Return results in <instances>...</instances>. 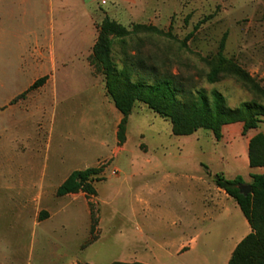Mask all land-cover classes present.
Returning a JSON list of instances; mask_svg holds the SVG:
<instances>
[{
  "label": "rangeland",
  "instance_id": "1",
  "mask_svg": "<svg viewBox=\"0 0 264 264\" xmlns=\"http://www.w3.org/2000/svg\"><path fill=\"white\" fill-rule=\"evenodd\" d=\"M119 1L104 6L111 19L129 30L140 23L167 33L140 30L124 42L114 41L112 59L118 68H133L132 81L153 83L170 76L181 96L185 91L209 95L217 90L235 108L256 95L230 74H220L213 83L206 80L208 60L223 42L222 54L264 88V0ZM46 2L0 0V264H68L74 257L77 264H218L223 250L219 236L208 250L202 238L195 246L177 245L175 254L173 241L181 228L163 216L170 207L197 203L207 185L215 186L216 173L241 175L248 183V140L264 133V117L245 134L242 123L224 125L217 140L203 128L174 135L169 119L135 102L127 123V154L115 162V157L103 159L115 137L111 107L118 112L105 93L102 73L91 66L94 78L82 84L87 86L84 92L80 85H69L66 91V85L50 82L26 91L34 72L29 49L34 32L44 34L51 23ZM21 134L26 145L36 136L34 157L21 155L34 150L21 142ZM92 166L102 167L93 181L95 195L56 197L47 180L40 196L36 189L21 195V173L38 181L40 174ZM205 176L209 184L201 186L198 179ZM35 199L43 207L32 206ZM43 211L47 214L37 223ZM211 253L213 257L203 259Z\"/></svg>",
  "mask_w": 264,
  "mask_h": 264
},
{
  "label": "trees",
  "instance_id": "2",
  "mask_svg": "<svg viewBox=\"0 0 264 264\" xmlns=\"http://www.w3.org/2000/svg\"><path fill=\"white\" fill-rule=\"evenodd\" d=\"M97 28L98 34L89 63L96 71L103 74L105 93L122 114L116 132L118 144L125 141L128 117L135 102H142L154 113L169 119L174 135H189L203 128L211 131L218 140L224 125L242 123V133L245 134L248 130L255 129L261 117H264V88L248 71L222 54L223 42L218 53L208 60L210 68L206 80L213 83L218 80L220 74H230L256 95L255 99L243 101L235 108L227 106L224 96L217 90H212L209 95L203 90L185 91L181 96L170 76L156 79L153 83H147L142 79L132 81L131 66L126 64L121 68L116 66L111 55L114 41L124 42L128 35L140 30L166 36L167 33L162 29L154 25L135 23L129 30L108 16L103 17ZM46 79V76L38 78L26 91L41 86ZM24 92L19 96L24 95ZM247 158L250 168L264 167L263 132H256L249 138ZM101 171V166L73 170L58 186L56 195L63 196L78 192L85 193L87 197L95 195L93 181ZM249 176L248 183H245L241 175L226 178L222 173H216L212 179L217 187L232 197L251 228V232L236 245L227 264H264V172H250ZM244 184H249L251 187L248 194H243L239 190ZM46 214L45 211L40 213L39 219ZM92 219L91 211V221ZM93 228L91 224V232ZM110 264L144 263L113 261Z\"/></svg>",
  "mask_w": 264,
  "mask_h": 264
},
{
  "label": "crops",
  "instance_id": "3",
  "mask_svg": "<svg viewBox=\"0 0 264 264\" xmlns=\"http://www.w3.org/2000/svg\"><path fill=\"white\" fill-rule=\"evenodd\" d=\"M31 1H34L35 4L37 3L36 5L43 3V0H21V3L24 4ZM46 1L51 23L44 34L39 32V30L34 32L36 39L32 46L29 47L31 58L30 64L34 72L26 83H30L31 85L38 78L46 76L47 79L45 82L64 84L66 85V91L68 90L67 88L70 87L69 85H80V90L84 92V90H87V86L82 87V84L89 85L94 78L91 75L89 57L92 53V48L98 34L97 24L105 16L113 18L110 14V10L107 8L105 9L104 7L110 2L107 0V4L100 7L97 0ZM119 2L122 4L123 1ZM59 18H61L60 21L55 23V19ZM58 92L59 91L56 90L52 95H56ZM66 97H68V95H66ZM114 110L115 109L111 107V112L114 114V117H116L114 118L115 137L112 140L113 147L110 150L109 155L103 158L115 157L113 162L121 159V157L127 154L128 144L126 126L125 141L117 146V125L122 114L118 110V113ZM22 141L24 144L27 143L26 136L21 134V142ZM25 146H28L30 149L37 146L36 136L31 137L28 145L25 144ZM40 148H42V145ZM37 153L38 152L34 148L33 152L25 151L21 152V155L29 154V157L32 158ZM251 169V172H264V167ZM73 170L77 169L65 170L66 172H64V169H61L54 173L40 174V179L38 181H32L30 174L27 172L21 173V195H23V192L26 194V190L36 189V195L40 196L45 188V181L47 180L50 187L54 189V195L60 197L56 195V189ZM54 179H56V182L52 183ZM198 180L201 186L209 184L206 176L204 178H199ZM207 186L204 188L203 192L200 193V198L197 203L181 207H170L167 209L165 216L163 217L167 223H170V225L181 228L176 239L173 241L176 245L174 250L175 254H177V245L192 242L195 246L198 245V242L202 238L203 244L208 250L210 249L209 245L213 238L219 236L223 243V250L221 251L222 255L218 256V264H227L232 251L239 241L251 232V228L232 197L216 185L214 187ZM26 202L27 201L23 199V208H26ZM103 202V204H107L106 199H104ZM233 203L236 204L237 207H235ZM35 205L43 207L37 199H35L32 206ZM88 215L91 223V210L89 204ZM41 220L42 219H39L38 215L37 223ZM217 224L220 228H217ZM219 229H222V231H219ZM86 238L87 236L85 239ZM211 252L213 253V251ZM212 253L207 257L204 255L203 259L207 260L208 257H213L214 254ZM75 258L76 257H74L68 264H77ZM137 262L149 264L145 260H139ZM89 264L93 263L89 262Z\"/></svg>",
  "mask_w": 264,
  "mask_h": 264
},
{
  "label": "water",
  "instance_id": "4",
  "mask_svg": "<svg viewBox=\"0 0 264 264\" xmlns=\"http://www.w3.org/2000/svg\"><path fill=\"white\" fill-rule=\"evenodd\" d=\"M239 190H240V192L243 193V194H248V193L251 191V187H250L249 184H247V185H242V186L239 187Z\"/></svg>",
  "mask_w": 264,
  "mask_h": 264
},
{
  "label": "built area",
  "instance_id": "5",
  "mask_svg": "<svg viewBox=\"0 0 264 264\" xmlns=\"http://www.w3.org/2000/svg\"><path fill=\"white\" fill-rule=\"evenodd\" d=\"M100 6H104L107 4V0H97ZM113 174H116V170L112 171Z\"/></svg>",
  "mask_w": 264,
  "mask_h": 264
}]
</instances>
